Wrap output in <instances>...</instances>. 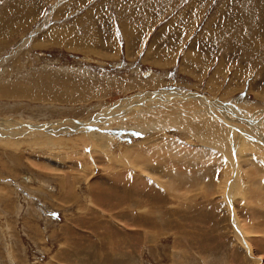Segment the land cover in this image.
I'll return each mask as SVG.
<instances>
[{
    "label": "rangeland",
    "instance_id": "rangeland-1",
    "mask_svg": "<svg viewBox=\"0 0 264 264\" xmlns=\"http://www.w3.org/2000/svg\"><path fill=\"white\" fill-rule=\"evenodd\" d=\"M61 1L0 0V91L32 95L0 97V264H264V0L208 10L231 97L99 95L112 82L38 46ZM205 123L232 156L201 144Z\"/></svg>",
    "mask_w": 264,
    "mask_h": 264
},
{
    "label": "crops",
    "instance_id": "crops-1",
    "mask_svg": "<svg viewBox=\"0 0 264 264\" xmlns=\"http://www.w3.org/2000/svg\"><path fill=\"white\" fill-rule=\"evenodd\" d=\"M45 1L38 0V7ZM213 1L62 0L55 4L49 27L39 25V30L45 28L38 35V46H43L42 36L56 31L54 42L47 43L59 55L68 56L70 65H84L92 74H101V80L112 82L101 96L157 90L177 82L203 88L212 97L224 92L226 97L236 96L238 84L231 85L237 79V60L229 63L228 71H232L224 86L227 63L221 58L222 48H218L223 45L217 36L221 37V31L215 30L212 36L206 27L216 17L208 15ZM38 7L30 15H37L42 6Z\"/></svg>",
    "mask_w": 264,
    "mask_h": 264
},
{
    "label": "bare ground",
    "instance_id": "bare-ground-1",
    "mask_svg": "<svg viewBox=\"0 0 264 264\" xmlns=\"http://www.w3.org/2000/svg\"><path fill=\"white\" fill-rule=\"evenodd\" d=\"M26 10H28V9H26ZM24 11H25V9H24ZM29 11V10H28ZM27 12V11H26ZM25 12V13H26ZM26 15V14H25ZM1 22V21H0ZM4 23V22H3ZM2 27V26H1ZM5 27V26H4ZM9 27V26H8ZM7 27V28H8ZM3 29V28H2ZM9 31H10V27H9ZM61 32V31H60ZM58 33V35H59V37L61 36L60 34L61 33ZM55 33H56V31H51V33H48V40H45L46 42L48 41V42H51V43H53L54 42V38H55ZM8 36H9V34H8ZM47 36H46V39H47ZM59 40V39H58ZM62 41H64V40H62ZM79 41V40H78ZM68 42H69V40H67V44H68ZM71 43V42H70ZM55 44V43H54ZM156 88V87H155ZM72 91H76L77 92V89L76 90H72ZM99 91V90H98ZM95 92H97V90L95 91ZM3 93V94H2ZM91 93V92H90ZM32 94V93H31ZM94 94V93H93ZM1 95H5L6 97H32V95H30V93H29V91H28V93H27V90H25V91H20V90H16V89H14V90H10L9 89V91H4V92H2V91H0V97H1ZM94 96V95H93ZM97 96V95H96ZM40 97V96H39ZM38 97V98H39ZM56 97V96H55ZM54 97V98H55ZM95 97V96H94ZM93 97V98H94ZM36 96H34V99H37V100H40V98L38 99ZM59 98V97H58ZM41 99L43 100V98L41 97ZM47 99V98H46ZM51 100H53L54 102L57 100V99H52V98H50ZM46 101V100H45ZM77 101V100H76ZM59 102V101H58ZM118 110V109H117ZM113 113V112H112ZM114 114H115V112H114ZM82 124V123H81ZM207 123H205L204 125L202 124V126L200 125V127L198 126V128H197V132H202V135L204 136V138H202V142L203 143H201V144H203V145H205V146H212V148H219L220 150H223V152L224 153H226V156L229 158L230 156H232V151H230V149H228L227 147L228 146H232L233 147V143H235V142H231V141H235L237 138H234L233 136H231L232 138H229V137H227L226 136V134H221V133H224L222 130H218L217 128H214L212 125H206ZM53 125V124H52ZM82 125H85V126H88L89 125V123H84V124H82ZM215 125V124H214ZM48 126H45V127H43L42 129H40L39 127H35V128H33V127H28V128H30L31 130H34V131H40V130H43V129H45V128H47ZM216 127V126H215ZM200 128V129H199ZM52 129V128H51ZM226 133V132H225ZM236 137V136H235ZM257 140V139H256ZM216 144V145H215ZM221 145V147H219ZM224 146V147H223ZM227 146V147H226ZM231 147V148H232ZM231 152V153H230ZM234 188H236V187H234ZM252 224V223H251Z\"/></svg>",
    "mask_w": 264,
    "mask_h": 264
}]
</instances>
